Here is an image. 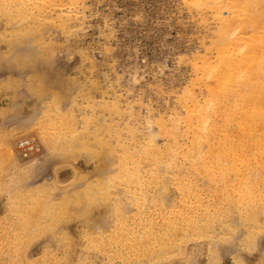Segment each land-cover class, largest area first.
<instances>
[{
    "label": "bare ground",
    "instance_id": "obj_1",
    "mask_svg": "<svg viewBox=\"0 0 264 264\" xmlns=\"http://www.w3.org/2000/svg\"><path fill=\"white\" fill-rule=\"evenodd\" d=\"M68 2L76 5L79 0H0V18L6 19L11 28L24 36L32 35L41 40L42 25L32 29L22 27L21 23L38 20L47 6L57 8ZM182 2L187 10L198 13L203 23H217L216 40L212 44L216 57L198 59L201 62L195 63L194 69L199 78L195 80L194 89L179 100L183 113L172 123L164 119L156 123L147 121V132L140 139L138 149H132L138 144L136 125L129 127L128 141L122 139L123 130L115 123L92 129L93 121L89 117L82 121L81 129L76 127L77 116L63 112L61 103L65 99L70 109L75 101L71 93L79 94V90L72 79L61 73L60 66L55 67L59 72H51L44 66L39 67L38 58L33 59V63L32 60L17 62L16 65L34 68L33 79L29 81L32 94L50 100L37 107L32 117L15 130L36 126L49 153L60 156L72 152L77 145L84 151L95 147L90 153L96 158L93 171L97 177L93 178L90 172L78 173L76 178L84 182L85 189L71 191L68 185H60L63 180L59 179L61 170L57 167L51 184H40L32 189L22 185L17 189L9 198V211L0 219V264H69L66 256L70 246L65 247L63 259H59L49 245L34 261L27 259L28 251L32 243L49 234L57 241L65 238L69 222L77 219L79 223H89L93 229L87 233L91 236L89 251H102L109 264L169 263L184 244L205 239L218 218L226 221L237 215L240 224L247 229L249 245L258 236L254 233L264 230V0ZM69 22L63 19L64 30L69 29ZM13 44L3 43L0 49L8 50ZM17 84L14 79L0 80V90L5 85L10 89ZM88 84L90 88H101L96 81L89 80ZM196 88H200V99ZM107 92L108 88H104L101 95ZM85 97L96 113L103 110L108 114H122L125 110L135 114L118 106L117 102L90 101L91 93ZM4 113L0 110L3 118L7 116ZM6 137L0 134V195L9 185V180L2 183L1 177L6 165L19 159ZM160 139L166 144L161 145ZM24 143L34 153L35 147L30 142ZM117 147L120 155L113 169L110 167L114 163L106 165L103 158L117 152ZM175 149L182 151L178 158ZM179 157H182L181 162ZM160 165L175 171L172 181L180 194L175 205L180 206H166L168 212L154 224L143 216L145 208L174 205L163 197L157 198L153 191L154 187H160L163 192L167 190ZM185 169L192 173L188 176ZM17 179L19 177L12 178ZM120 185L131 195L127 204L138 212L128 216L122 206L124 200L116 199L107 212L110 229L105 231L104 215L99 214V219H94L95 207L111 202L113 190ZM62 187L67 193L57 196L56 190ZM204 197L213 203H205ZM262 247L263 258H257L255 264H264ZM210 253L214 258L212 264H219L214 249ZM80 264L91 263L85 260ZM238 264L249 263L241 260Z\"/></svg>",
    "mask_w": 264,
    "mask_h": 264
},
{
    "label": "rangeland",
    "instance_id": "obj_2",
    "mask_svg": "<svg viewBox=\"0 0 264 264\" xmlns=\"http://www.w3.org/2000/svg\"><path fill=\"white\" fill-rule=\"evenodd\" d=\"M41 14L38 20L21 23L22 27L32 29L42 25L41 40L32 35L24 36L11 28L6 19L0 18V48L3 43H14L9 47L11 50L0 49V80L7 82L14 79L18 83L10 85L12 90L9 85L0 90V110L7 114L4 118L0 114V134L7 135L10 148L15 149L19 157L17 162L6 165L1 176L2 183L9 180V185L3 188L0 195V219L9 211V198L18 192L17 189L22 185L32 189L40 184H51L57 167L61 170L59 174L62 178L59 179L63 180L60 185H68L71 191L85 189L84 182L76 178L78 173L87 175L90 172L93 178L97 177L93 171L96 158L90 153L95 147L84 151L77 145L72 152L60 153V156L49 153L39 138L36 126H28L19 132L15 130L32 117L37 107L50 100L49 97L39 99L32 94L29 81L33 79L34 68L16 65L17 62L32 60L30 62L33 63V59L38 58L41 60L39 67L44 66L51 72H59L55 67L60 66L61 73L72 79L79 90V94L71 93L75 101L72 106L70 104V109L65 99L61 103L63 112H72L77 116L76 127L81 129L82 121L89 117H92V129L115 123L123 130L122 139L128 141L129 127L136 125L138 144L132 149H138L142 142L140 139L147 132V121L156 123L164 119L172 123L183 113L179 100L194 89L195 80L199 78L194 69V64L201 62L198 59L216 57L212 44L216 40L217 23H203L198 13L187 10L182 0H79L76 5L68 2L57 8L47 6ZM63 19L70 20L68 30L63 29ZM89 80L98 82L101 88H90ZM104 88H108V92L101 95ZM196 89L200 99V88ZM87 93L92 94L90 101L100 104L117 102L118 106L133 110L135 114L125 110L122 114H108L103 110L96 113L85 97ZM25 141L35 147L34 153L28 150L29 146H24ZM160 144L164 145L166 141L160 139ZM116 150L103 158L106 165L114 163L110 167L113 169L120 155L119 147ZM181 152L175 149L177 158ZM179 158L181 162L182 157ZM145 166L149 168V165ZM159 167L167 190L163 192L160 187H154L153 191L157 198L163 197L174 205L145 208L143 216L152 220L147 222L154 224L159 223L162 215L168 212L166 206H180L175 205L180 200V194L172 181L174 169L166 165ZM185 173L189 176L192 170L185 169ZM13 177L22 180L13 181ZM35 182L39 183L32 185ZM64 189H57L56 195L61 197L67 193ZM130 196L120 185L113 190L111 202L96 205L94 219L98 220L99 214L104 215L105 231L110 229L107 212L116 199L124 200L122 206L128 216L138 212L127 204ZM204 202L213 203L208 197H204ZM77 220L69 222V231H65L66 237L60 241L49 234L32 243L27 259L34 261L48 245L56 256H60L59 259H63L65 247L70 246L66 256L69 264H80L85 260L91 264H109L102 251H89L91 236L87 233L93 232V229L89 223L82 224ZM262 220L264 222V216ZM254 234L258 236L249 245L246 243L247 229L240 224L237 215L226 221L218 218L205 239L187 242L181 252H175L173 256L177 255L173 260L165 264H212L214 258L210 252L213 249L219 264H238L241 260L255 264L257 258H263L264 230Z\"/></svg>",
    "mask_w": 264,
    "mask_h": 264
}]
</instances>
